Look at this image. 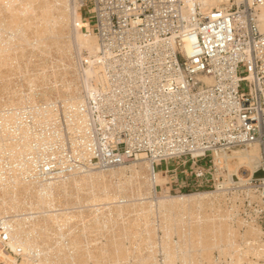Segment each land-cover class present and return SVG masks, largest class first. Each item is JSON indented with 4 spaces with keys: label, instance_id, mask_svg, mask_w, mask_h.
Segmentation results:
<instances>
[{
    "label": "built area",
    "instance_id": "built-area-1",
    "mask_svg": "<svg viewBox=\"0 0 264 264\" xmlns=\"http://www.w3.org/2000/svg\"><path fill=\"white\" fill-rule=\"evenodd\" d=\"M67 1L91 18L98 77L76 101L0 106V142L21 148L14 160L1 149L2 168L48 183L177 161L191 167L180 189L216 193L264 248V0ZM251 146L258 166L229 172ZM10 225L0 219V264H22Z\"/></svg>",
    "mask_w": 264,
    "mask_h": 264
},
{
    "label": "bare ground",
    "instance_id": "bare-ground-1",
    "mask_svg": "<svg viewBox=\"0 0 264 264\" xmlns=\"http://www.w3.org/2000/svg\"><path fill=\"white\" fill-rule=\"evenodd\" d=\"M77 11L67 0H0V33H10L6 39L0 35V106L76 101L81 93L92 90L99 68L91 57L99 47L95 34L84 31ZM76 48L85 49L92 59L82 69V88L75 83V65L70 58ZM35 53L55 54L54 59L41 60L42 69L52 65L50 72H27L40 61L31 59L39 57ZM12 73L20 74L23 84L19 85L25 91L10 86ZM49 78L54 82L48 83ZM6 143L0 142V151L5 148L13 154L11 159H16L20 152L15 150L21 148ZM260 157L257 146L233 150L227 169L235 173L243 167L252 172ZM2 158L0 154V219L9 218L11 244L24 251L22 264H261L264 260L262 230L236 218L216 193L158 198V211L165 222L160 250L153 229L144 232L137 229L136 220H122L130 208L152 211L154 203L144 197L149 198L152 191L156 193V186L167 182L157 171L152 174L144 159L127 167L130 176L124 174V167H117L35 183L22 180L14 170H4ZM135 195L143 201L129 203V197ZM76 204H84L87 210L66 211ZM146 217L141 214L140 220ZM171 221L177 225L169 227ZM171 234L177 235V240L171 239ZM103 237L105 243L99 242ZM249 254L254 260L247 259Z\"/></svg>",
    "mask_w": 264,
    "mask_h": 264
},
{
    "label": "rangeland",
    "instance_id": "rangeland-1",
    "mask_svg": "<svg viewBox=\"0 0 264 264\" xmlns=\"http://www.w3.org/2000/svg\"><path fill=\"white\" fill-rule=\"evenodd\" d=\"M85 10L83 9L82 11H81V23H82V25H83V27L85 28V30L84 29H82V30H84V31H87L88 33H94L93 32V28H92V22H91V18H90V16L89 15H87L85 12H84ZM86 26V27H85ZM1 33H2V35H1ZM0 33V35L2 36V38L3 39H6L9 35H10V33L9 32H7L6 33V31H4V32H1ZM4 36H6V37H4ZM31 48V47H30ZM30 48L28 47V49H27V52H29L30 51ZM29 50V51H28ZM31 50H33V49H31ZM37 52V51H36ZM77 52V53H76ZM75 53V54H74ZM78 53H79V55H78ZM36 55H39V57H32L31 59L33 60H39L40 59V64H39V62L38 63H36V62H34L33 63V65H31V67H30V69L27 71L29 74L32 72V73H36L37 71L38 72H41V71H46V72H50L51 70H52V65L51 64H47L48 65V67L47 68H44V69H42L41 67H42V65H41V60H51V59H54L55 58V54L54 53H45V54H43V55H40L39 53H35ZM45 56V57H44ZM51 56V57H50ZM79 56V57H78ZM53 57V58H52ZM46 58V59H45ZM70 58L72 59V62H73V65H75L74 66V79H75V83L78 85V86H80L81 85V81H82V69L83 68H86V66L88 65V63H87V60L88 59H90V58H88V54H87V52H86V50L85 49H83V50H77V48L75 49V51H74V49H73V52H71V56H70ZM91 58H93V57H91ZM74 60V61H73ZM90 60H92V59H90ZM41 65V66H40ZM46 65V66H47ZM36 66V67H35ZM31 70V71H30ZM50 70V71H49ZM78 73L79 71H80V74L78 73V75H77V73ZM31 73V74H32ZM15 74V75H14ZM17 75V76H16ZM11 78H12V84L10 85L11 87H13V88H20L21 90L22 89H24V91H25V88H21L20 87V85H22L23 84V82H21V80H22V78H21V76H20V74H18V73H12L11 75ZM81 76V77H80ZM14 78V79H13ZM79 78H81V79H79ZM21 79V80H20ZM50 79V80H49ZM48 79V83L50 82V83H52V82H54L53 81V78H49ZM73 79V80H74ZM18 80V81H17ZM52 80V81H51ZM21 82V83H20ZM15 84V85H14ZM20 84V85H19ZM57 84H59V82L57 83ZM19 85V86H18ZM25 86V85H24ZM79 88H82L81 86L79 87ZM82 91V90H81ZM5 92V91H4ZM3 92V93H4ZM23 93H25V92H23ZM41 102V101H40ZM143 160H138V161H135V162H131V163H128V164H125V165H122V166H118V167H124V170H123V172H124V174L125 175H127V176H130V173H129V168H127V167H129V166H131V165H133L134 163H139V162H142ZM172 163V165L171 166H178V165H180L179 163L180 162H177V161H172L171 162ZM204 164V163H203ZM111 169H113V168H111ZM114 169H117V167H115ZM95 171H101V170H95ZM190 171H191V167H190V165H188V166H186V167H181V166H178V169H177V173L180 175V176H182L183 178H185V176H190ZM110 179L109 180H111L113 183H115L116 182V179L114 178V177H109ZM152 181V180H151ZM135 186V185H134ZM193 193H188V192H186L185 190H181L180 189V187H174L173 189H171V190H169V189H167V190H163V191H161L160 190V188L159 187H156V193H153V191H152V194H150L149 195V198H146V197H144V199L143 200H149V201H151L152 203H154L153 204V208H152V211L151 210H149L148 208H146L145 210H140L139 208L138 209H133V208H130L129 210H127V212H124V214H123V217L121 218L122 220H127V221H129V220H136L137 221V223H138V230H143L144 232L147 230V228H150V229H153V231H154V235L156 236L155 238L157 239H155L156 240V243L158 244L157 245V248H158V246H159V242H160V238L162 237V235H163V230H164V228L162 227V225L165 223L164 222V218H163V214L161 213L160 214V212L158 211V207H157V200H158V198H160V197H163L164 195H173V196H177V195H192ZM195 194H198V193H196L195 192ZM82 196V195H81ZM137 196V197H136ZM140 197V196H139ZM138 197V195H135V197L134 196H132L131 197V199H130V197H129V203L130 202H136V200H138L140 203L143 201V200H141L140 198ZM135 199V200H134ZM123 203H126V202H123ZM137 203V202H136ZM59 205V204H58ZM62 206H63V203H62ZM59 208H61V206H59ZM83 208V209H82ZM66 209V211H67V209L69 210L68 212H71V211H73L74 212V210L75 211H79V210H83V212H85V210L84 209H86L85 207H84V204H76V205H73V206H69V208L68 207H66L65 208ZM64 209V210H65ZM87 210V209H86ZM85 214V213H84ZM141 214H146V219H145V221H141L140 220V215ZM77 221L79 222L80 221V219H77ZM171 224L174 226L175 224L177 225V222H175V223H173L172 221L170 222V224H169V227H171ZM254 224H256V223H254ZM179 225V224H178ZM259 228H260V226L258 225V224H256ZM180 226V225H179ZM172 228V227H171ZM261 229V228H260ZM240 232L242 233L243 232V228L241 227L240 228ZM172 235V237H170L171 239H173V240H177V235H174V234H171ZM99 242H101V243H105V239H104V237L103 238H101L100 239V241ZM156 248V249H157ZM159 250H160V248H158ZM159 250H157L158 252H159ZM157 255V258L158 259H161L162 258V255H161V253L159 252V253H157L156 254ZM214 256L217 258V253L216 252H214ZM247 259L248 260H254V257H252L250 254L247 256ZM262 260L260 261V263L262 264ZM178 264V263H177Z\"/></svg>",
    "mask_w": 264,
    "mask_h": 264
},
{
    "label": "crops",
    "instance_id": "crops-1",
    "mask_svg": "<svg viewBox=\"0 0 264 264\" xmlns=\"http://www.w3.org/2000/svg\"><path fill=\"white\" fill-rule=\"evenodd\" d=\"M172 163L160 164L157 168L160 177L167 179V182L163 186H159L160 190H171L174 187H181L184 185L185 179L177 173L178 166H171Z\"/></svg>",
    "mask_w": 264,
    "mask_h": 264
}]
</instances>
